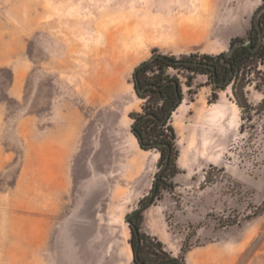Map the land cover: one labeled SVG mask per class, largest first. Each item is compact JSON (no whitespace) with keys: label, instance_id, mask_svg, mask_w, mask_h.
I'll list each match as a JSON object with an SVG mask.
<instances>
[{"label":"rangeland","instance_id":"obj_1","mask_svg":"<svg viewBox=\"0 0 264 264\" xmlns=\"http://www.w3.org/2000/svg\"><path fill=\"white\" fill-rule=\"evenodd\" d=\"M261 3L0 0V264L60 262L46 255L58 249L52 239L63 219L74 241L92 237V261L108 239L130 242L126 216L151 190L159 161L131 132L129 113L142 103L135 67L154 49L229 52L232 38L248 36ZM196 84L173 117L181 172L156 202L165 245L186 264H264V63L241 80L239 101L248 107L232 84L217 98L206 76ZM52 111L78 125L58 130ZM64 139L76 144L73 186L53 206L45 201L50 184L30 177L29 152Z\"/></svg>","mask_w":264,"mask_h":264},{"label":"trees","instance_id":"obj_2","mask_svg":"<svg viewBox=\"0 0 264 264\" xmlns=\"http://www.w3.org/2000/svg\"><path fill=\"white\" fill-rule=\"evenodd\" d=\"M264 63V0L255 10L247 37L236 36L230 51L218 54L190 53L176 55L154 49L152 55L139 63L133 72V87L141 107L129 113L131 132L145 151L159 154L158 169L151 190L129 212L133 259L136 264H186L184 254L175 256L157 236L144 230V211L156 204L165 190L175 188L174 177L181 172L178 164L180 148L173 123L176 110L187 95L197 93L196 79L203 75L212 85L214 95L233 85L239 101L241 80L253 67ZM261 106H264V99ZM183 253L187 250L182 249Z\"/></svg>","mask_w":264,"mask_h":264},{"label":"crops","instance_id":"obj_3","mask_svg":"<svg viewBox=\"0 0 264 264\" xmlns=\"http://www.w3.org/2000/svg\"><path fill=\"white\" fill-rule=\"evenodd\" d=\"M255 3H252L248 9L244 10V15L251 13L254 10ZM258 8V7H257ZM20 78L16 76V84L19 85ZM55 119L59 120L57 129L65 131L69 126L78 125L79 120L70 117L67 111H52ZM135 137V136H134ZM137 140V138L135 137ZM138 143V142H137ZM48 141L40 142L39 147H31L30 150V177L39 175L42 179L47 181L48 186L45 188V201L48 203L52 201L53 206L63 204L70 188L73 186L72 166L70 157L75 150V141L60 140V142ZM37 196V195H36ZM137 208V205L131 207L130 211ZM55 212V210H52ZM164 210L159 204H153L144 211V230L151 235L157 236L164 243V237L168 231H165L164 226ZM161 224L160 229H154L152 226ZM67 220H61L58 226V233L52 239L53 244L58 245L57 250H52L46 255L49 259L59 260L57 264H136L133 259V251L129 240L127 244L118 245L115 237L108 239V241H101L107 243L102 249L101 258L95 259V242L91 236H88L81 243L78 238L74 241L68 234ZM51 226V225H50ZM168 226V224H167ZM87 252L88 255H83ZM84 257V259H83ZM87 257V258H86ZM86 258V259H85ZM90 260L92 262H90Z\"/></svg>","mask_w":264,"mask_h":264}]
</instances>
